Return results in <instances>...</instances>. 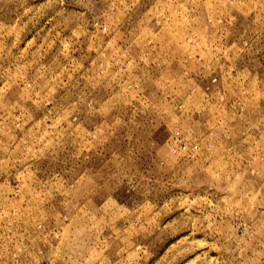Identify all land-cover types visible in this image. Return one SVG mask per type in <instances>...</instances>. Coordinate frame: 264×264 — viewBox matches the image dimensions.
Instances as JSON below:
<instances>
[{
  "label": "clouds",
  "instance_id": "9594fccd",
  "mask_svg": "<svg viewBox=\"0 0 264 264\" xmlns=\"http://www.w3.org/2000/svg\"><path fill=\"white\" fill-rule=\"evenodd\" d=\"M0 264H264V0H0Z\"/></svg>",
  "mask_w": 264,
  "mask_h": 264
}]
</instances>
